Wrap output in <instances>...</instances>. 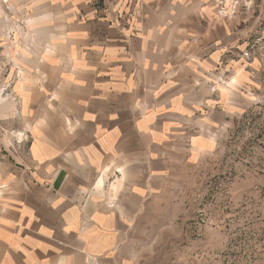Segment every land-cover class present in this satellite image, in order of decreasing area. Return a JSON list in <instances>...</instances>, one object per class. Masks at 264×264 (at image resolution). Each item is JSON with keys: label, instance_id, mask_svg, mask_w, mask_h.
<instances>
[{"label": "crops", "instance_id": "obj_1", "mask_svg": "<svg viewBox=\"0 0 264 264\" xmlns=\"http://www.w3.org/2000/svg\"><path fill=\"white\" fill-rule=\"evenodd\" d=\"M23 2L39 26L13 62L30 139L0 154V264H139L134 227L173 158L213 149L235 112L220 83L240 77L234 10Z\"/></svg>", "mask_w": 264, "mask_h": 264}, {"label": "rangeland", "instance_id": "obj_2", "mask_svg": "<svg viewBox=\"0 0 264 264\" xmlns=\"http://www.w3.org/2000/svg\"><path fill=\"white\" fill-rule=\"evenodd\" d=\"M226 5L234 10L227 21L239 36L227 54L240 77L225 76L220 83L231 91L236 113L213 149L173 158L171 178L134 227L139 264H264V0ZM27 6L23 0H0L3 156L8 148L25 151L30 139L22 99L13 91L21 75L14 59L23 52L28 28L39 27Z\"/></svg>", "mask_w": 264, "mask_h": 264}]
</instances>
